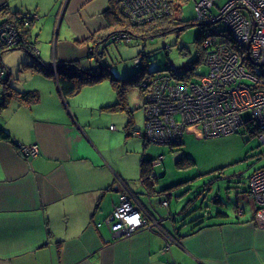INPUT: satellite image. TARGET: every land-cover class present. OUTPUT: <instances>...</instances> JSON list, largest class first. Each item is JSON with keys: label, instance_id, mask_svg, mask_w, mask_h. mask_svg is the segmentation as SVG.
Masks as SVG:
<instances>
[{"label": "crops", "instance_id": "0c3cea01", "mask_svg": "<svg viewBox=\"0 0 264 264\" xmlns=\"http://www.w3.org/2000/svg\"><path fill=\"white\" fill-rule=\"evenodd\" d=\"M2 4L44 16L58 28L67 26L71 37H52L60 45L53 50L51 42L48 59L37 50L30 29L40 62L78 60L86 69L100 66L85 39L106 26L103 12L110 0H0ZM18 58L23 83H8L19 91L37 90L39 99L28 103L11 98L0 107V129L10 136L0 139V264H264V228L256 223V207L251 205L246 219L241 207L233 220L225 216L204 222L184 237L175 234L174 226L170 232L162 221L175 224L173 191L155 189L156 179L147 187L140 182L144 150L139 152L130 138L143 142V137L126 132V113L102 108L114 97L85 85L86 90L63 97L54 77L24 67L32 62L30 52ZM84 90L89 100L80 98ZM132 127L139 129L134 123ZM30 144L37 145V154L21 155L19 146ZM143 188L149 206L139 200L134 206L159 225L113 237L105 222L119 195L125 190L137 195ZM151 196L157 199L153 202ZM184 225L180 235L191 228Z\"/></svg>", "mask_w": 264, "mask_h": 264}, {"label": "rangeland", "instance_id": "374dc122", "mask_svg": "<svg viewBox=\"0 0 264 264\" xmlns=\"http://www.w3.org/2000/svg\"><path fill=\"white\" fill-rule=\"evenodd\" d=\"M198 1L199 0H187L182 2L180 7L176 4L172 6L168 0L163 10L166 9V6L170 13L171 10H174L171 17L167 15L163 16L170 25L165 33L149 35L154 29L149 33H145L146 28H152L151 25L154 23L150 22V20L144 24L146 28L144 31H140L139 35H137L138 37L136 34L132 36L124 32L110 35L109 38L111 41H106L104 47L102 46L98 49L99 52L102 51L98 64L108 69L113 76L119 78L128 77L138 71L139 65L135 63L137 59L143 63L149 72L160 71L162 73H167L168 71H166V69L168 68L172 69L174 72H182L184 67L194 60L197 55V45L194 38L201 30L200 20L197 18L195 11V5ZM226 1L227 0H214V5L210 11L214 15H217L219 9ZM11 6L13 5H10V7ZM29 7L31 8V6ZM122 16L125 17L126 15L123 14ZM28 19L29 21L23 22L24 26H30V29L32 28V38L33 40L37 39L35 46L44 59L49 58L52 47L53 50L54 48H59L58 46L60 44L54 43V40L51 41L52 37L56 38L57 36L59 38H66L69 37V35L71 37L64 23L58 28V25L54 24L53 20L46 19L44 16L39 17L38 14L33 12L28 15ZM177 19L183 21L188 20L193 22V24L184 29H180L181 26H179V30L174 31L170 28L178 26ZM165 24L166 23H163L162 26ZM0 29L4 30L1 34L9 38L3 41L0 38V47H2V49L10 47L13 40L20 38L17 37V34H19L18 29H16L15 25L11 22L0 24ZM102 29H104L103 34L107 35L108 32L114 30L115 27L111 28L112 30H108L109 28L106 27ZM105 37L106 36H103V38ZM128 38L130 40H127ZM60 41L63 42L65 40ZM66 42L71 43L73 40H67ZM89 44L91 46V43ZM19 45H21V42L15 46ZM202 46L205 47L204 44H202ZM90 50L94 52L93 48ZM31 52L35 53L34 48H32ZM23 53L25 54V50L21 48L5 50L2 53V61L9 70V83L16 81L23 83V79L21 78L22 74L18 72L19 69L22 70L23 64H19V66L16 67L17 60L19 59L18 57ZM96 55H98V53ZM205 71L206 66L199 64L194 70L195 74H193L192 79L199 78L197 74H202ZM15 72L19 79H15V77H17ZM5 75H7L6 72ZM144 76L142 78H144ZM184 81L190 82V79L187 78ZM86 86L103 88L111 97H114L116 101L115 91L111 86L110 79L107 78L94 83V85H85L84 87ZM84 87L80 90L85 89ZM146 87L147 86L144 88ZM127 88L126 101L133 113V123L135 127L142 130L145 123L143 111V109L145 110L143 106L144 91L134 84L128 85ZM149 89L151 91L152 86H149ZM85 90L80 92V98L83 96V100H89L87 98V92L89 91ZM122 112L125 114V111ZM249 116V110L241 113V117L244 119H247ZM177 118L179 120L180 116L177 115ZM197 118L199 117L196 116L195 119ZM200 118H202V116H200ZM217 122L218 120L209 117L206 122L202 119L186 123L182 130V144L181 141L173 144H167V142H149L142 138L143 142L147 144L143 147V142L140 138L133 136L130 138L131 140H136L133 141V144L137 146L136 148L139 152L144 150L146 153L145 157L153 159L152 164L157 181L155 189L173 185V187L170 188L173 191L170 201L171 207L174 206L172 214H175V224H172L167 218L162 221L164 227L170 232L174 231L173 226L179 231V229L183 228L185 223L186 225H190L189 222L192 220L191 218H196L198 215H202V220L205 222L214 220L215 218H209L207 212L213 214V212L218 209L227 214L226 219L233 220L238 214V210L235 209L237 203L240 207L244 208V214H242L244 219L250 216L251 205L256 207L248 188L249 176L254 170L264 166L263 143H260L261 140L259 141L257 132L249 134V131L245 128H241L236 132H213L212 129L216 126ZM111 130H115V128ZM112 147L115 150L117 149L115 144H112ZM182 155L191 157L194 160V164L185 168H178L175 161ZM157 159L159 160L157 161ZM215 197L220 198L223 204L217 205V202L213 200ZM137 198L146 207L149 206L147 193L144 188L137 192ZM155 199H157L156 196H151L153 202ZM191 199H193V201L190 208L184 212H180V208L185 202ZM247 200H250V205L246 204ZM175 201L180 202H178L177 205Z\"/></svg>", "mask_w": 264, "mask_h": 264}, {"label": "built area", "instance_id": "2783aa9c", "mask_svg": "<svg viewBox=\"0 0 264 264\" xmlns=\"http://www.w3.org/2000/svg\"><path fill=\"white\" fill-rule=\"evenodd\" d=\"M115 1L120 13L133 23L169 13L167 6L163 10L168 0ZM213 5L214 0H199L195 5L197 18L207 25L220 24V33L231 37L232 46L224 39L212 45L216 36L204 38V46L211 45L203 60L207 69L196 80L176 81L167 73L144 76L140 81L145 123L142 130H133V135L149 142L173 144L180 141L186 123L202 119L206 122L209 117L218 120L213 132H236L235 126L227 127V122L235 124L241 113L249 110L251 120L259 126L257 137L264 146V0H227L217 15L210 11ZM2 37L9 39L1 34ZM18 43L19 38L12 41V45ZM136 64H140L138 60ZM196 116L199 118L195 119ZM19 152L35 156L38 148L36 144L20 145ZM249 191L256 205V223L264 228V166L249 176ZM105 223L113 237H129L138 228L157 226L132 204L126 190L119 195Z\"/></svg>", "mask_w": 264, "mask_h": 264}, {"label": "trees", "instance_id": "16d2710c", "mask_svg": "<svg viewBox=\"0 0 264 264\" xmlns=\"http://www.w3.org/2000/svg\"><path fill=\"white\" fill-rule=\"evenodd\" d=\"M185 1H187V0H169V3L172 6L174 4L180 6L181 3L185 2ZM173 10H171V13L168 14L167 16L171 17V15L173 14ZM29 14H31V13L30 12L20 13L17 11H12L7 4H2L0 6V24H2L4 22L13 23L15 25L16 29H18L19 37H20L19 42H21V45L15 46V47H8V48H3V49H2V47H0V72H1L0 73V107H4L9 102V100L11 98H15L18 101L28 102V103L37 101L39 99V93L37 90L19 91V90L15 89L14 87H12L8 83L9 70L4 65V63L2 61V53L5 50L21 48V49L27 51L28 53L30 52L31 56H32V62L30 64H25L24 66H29L31 69L37 70L46 76L54 77L56 80L59 92L63 97H66V96H69V95H72V94L78 92L79 89L83 85L94 84V83H97L99 81L105 80L107 78L110 79L111 86L113 87V89L115 91L116 101L114 103L105 105L102 108L106 109V110H110V111H125V113L127 115V124L125 127L126 132L129 133L132 130H136V129H132L133 128L132 127L133 126V116H132L133 113H132V110L130 109V107H128V104L126 101V94L128 91L127 86L134 84L137 87L139 86V88H141V81L140 80L142 79V77L144 75L158 77V76H161L162 72H160V71H154V72L147 71V69L145 68V66L143 65V63L141 61H140L139 67H138V71L135 74H132V75H130L128 77H124V78H119V77L113 76L108 69H106L102 66L100 68H97L94 70L93 69H86L80 65V62L78 60L57 61V62H54L53 64L42 63V62H40L39 58L34 53L31 52L32 47L34 45V41L29 40V38L31 37L30 26H24V23H23L25 19H28ZM103 16H104L105 21H106L105 27L109 28L108 30H112L111 28H113V27H115V29L108 32L107 35L103 34L104 29H101L97 33L95 32L91 36H89L87 39H85L86 42L91 43V48L94 49V52H92L90 50V56L93 55L91 57H95L99 61H100V55H101L102 51L99 52L98 49H99V47H102V46L104 47V45L106 44V41H109V40L111 41V39L109 38L110 35H114L116 33L124 32V33H127L128 35L131 34L133 36L136 34V36H137V35H139L140 31L145 30L146 27H144V26H146V25H144V24L147 23V21L142 22V23H133V22L127 20V18L123 17L120 14L117 3L115 0H110V5L103 12ZM28 21H29V19H28ZM150 22H154L153 25H151L152 28L147 27L145 30V33H149L153 29H154V31H152L149 35H151V34L157 35L159 33H165L166 30L168 29V26H170L168 24V22H166L164 17L153 18ZM163 23H166V24L164 26H162ZM177 24H178V26H174L170 29H172L174 31H178L179 26H181L180 29H184L185 27L192 25L193 22L188 21V20H185V21L178 20ZM200 25H201V30L196 34V36L194 38V41L197 45V55H196L195 59L192 60L191 62H189L184 67L182 72H174L170 68L166 69V71H168L167 74H169L170 78H172L176 81H184L187 78H189L190 80H196V79H192L193 74H195L194 70L199 64H203L205 54L208 52L207 50H209V48L211 47V45H209L208 47L202 46L204 38L216 36L217 39L215 41H212L213 42L212 45L216 44L217 40L224 39V40H226V43H228L232 46L233 41H232L231 37L227 33H223V34L220 33L222 31V27L220 24H218V25H207V24H204L203 22L200 21ZM117 26H118V28H117ZM222 35L224 38H222ZM103 36H106V37L103 38ZM222 41L223 40H220V42H222ZM97 53H98V55H96ZM5 72L7 73V75H5ZM205 73H206V71L202 74L199 73L197 75L199 76V75H203ZM141 90L143 91V88H141ZM254 128H257V127L254 125H250L249 128H247L248 129L247 131L252 132V134H254V132H255ZM0 139L9 140L10 136L6 131H4L3 129H0ZM180 141L182 144V134L180 137ZM145 145H147V144L144 143V147H145ZM16 147H18V145ZM145 154L146 153L143 151L142 158L140 161V182L147 187V186H150V183L154 182L156 177L154 176L152 178V176H151L152 175L153 159H149V158L145 157ZM175 163H176V166L178 168H185V167H188V166L194 164V160L191 157H188L186 155H182L179 158H177ZM171 187H173V185L168 187V189H170ZM213 200L216 202L220 201V203H223L222 200L218 197H215ZM192 201H193V199L186 201L185 204L182 206L180 212H184L185 210H188L190 208ZM235 209L240 210L242 208L237 203L235 205ZM207 214H208L209 218H215V219L224 218L225 216H227V214L225 212H223L222 210H219V209L214 211L213 214H211L210 212H207ZM191 219L192 220L189 222L191 225V228L187 233H185L184 235H180L179 231H177V229L175 230L176 231L175 234L178 237L179 236L184 237V236H187L189 234H192V233H194V231H196V230L200 229L201 227H203L204 225H206V224H204L205 221L202 220L203 219L202 215H198L196 218L192 217ZM207 225H209V224H207ZM210 225H212V224H210ZM138 229H136V230H138Z\"/></svg>", "mask_w": 264, "mask_h": 264}, {"label": "bare ground", "instance_id": "6f19581e", "mask_svg": "<svg viewBox=\"0 0 264 264\" xmlns=\"http://www.w3.org/2000/svg\"><path fill=\"white\" fill-rule=\"evenodd\" d=\"M168 14H170V12H169ZM168 14H167V15H168ZM0 35H1V33H0ZM1 40H6V38L2 37ZM19 40H20V38H19ZM10 47H15V45H12V46H10ZM134 60H135V59H134ZM137 60H138V59H137ZM138 61H139V60H138ZM135 63H136V60H135ZM139 63H140V61H139ZM250 125H254V126H256L257 128H254V129H255V132L258 131V127H259V126H258L257 124H255V123L251 120L250 116H249L247 119H244V118L240 117V118L238 119V122H236L235 124H233L232 121L227 122V127H228V128H230V127H232V126H235L237 130H240L241 128H245L246 130H248L247 128H249ZM255 132H254V133H255ZM250 133L252 134V132H249V134H250Z\"/></svg>", "mask_w": 264, "mask_h": 264}, {"label": "flooded vegetation", "instance_id": "af4514ba", "mask_svg": "<svg viewBox=\"0 0 264 264\" xmlns=\"http://www.w3.org/2000/svg\"><path fill=\"white\" fill-rule=\"evenodd\" d=\"M152 178L155 176L154 175V173H152ZM126 194L129 196V198H130V200H131V202H132V204H135V203H138L139 201V199L137 198V195L136 194H134V193H132L131 191H126ZM148 217V216H147ZM148 219H149V217H148ZM150 220V219H149ZM152 221H155L156 222V224L157 225H159V221L156 219V218H152Z\"/></svg>", "mask_w": 264, "mask_h": 264}, {"label": "water", "instance_id": "95a60500", "mask_svg": "<svg viewBox=\"0 0 264 264\" xmlns=\"http://www.w3.org/2000/svg\"><path fill=\"white\" fill-rule=\"evenodd\" d=\"M100 67H101V65L98 68H100Z\"/></svg>", "mask_w": 264, "mask_h": 264}]
</instances>
